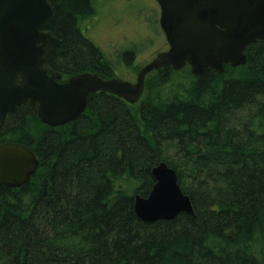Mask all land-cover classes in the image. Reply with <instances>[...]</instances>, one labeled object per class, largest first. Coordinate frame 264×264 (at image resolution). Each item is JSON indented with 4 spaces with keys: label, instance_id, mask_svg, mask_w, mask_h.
<instances>
[{
    "label": "trees",
    "instance_id": "16d2710c",
    "mask_svg": "<svg viewBox=\"0 0 264 264\" xmlns=\"http://www.w3.org/2000/svg\"><path fill=\"white\" fill-rule=\"evenodd\" d=\"M49 2L47 30L66 48L48 64L62 81L119 78L120 66L139 73L135 55L114 60L89 38L99 0ZM246 55L221 75L154 72L136 105L92 94L62 127L27 106L8 114L0 145L28 148L39 166L22 187L0 186V264H264V41ZM161 162L195 220L136 216L134 198L149 195Z\"/></svg>",
    "mask_w": 264,
    "mask_h": 264
},
{
    "label": "water",
    "instance_id": "95a60500",
    "mask_svg": "<svg viewBox=\"0 0 264 264\" xmlns=\"http://www.w3.org/2000/svg\"><path fill=\"white\" fill-rule=\"evenodd\" d=\"M168 50L158 53L137 74L134 83L104 80L82 73L61 82L48 64L65 44L47 30L53 18L49 0H0V128L8 114L27 106L42 124L57 128L79 119L90 95L104 93L138 104L147 77L168 67L200 77L206 69L221 75L225 66L247 63V48L264 41V0H155ZM264 152V146L262 147ZM39 162L28 148L0 145V186L19 188L35 174ZM149 195L134 198V212L144 223L172 221L180 214L196 219L176 172L164 162L153 170Z\"/></svg>",
    "mask_w": 264,
    "mask_h": 264
},
{
    "label": "rangeland",
    "instance_id": "374dc122",
    "mask_svg": "<svg viewBox=\"0 0 264 264\" xmlns=\"http://www.w3.org/2000/svg\"><path fill=\"white\" fill-rule=\"evenodd\" d=\"M97 8L89 38L109 58L115 60L116 55L123 57L129 53L135 55L134 66L142 69L158 53L168 49L155 0H99ZM120 67L119 78L127 77L123 79L134 83L137 73L129 74V70Z\"/></svg>",
    "mask_w": 264,
    "mask_h": 264
},
{
    "label": "flooded vegetation",
    "instance_id": "af4514ba",
    "mask_svg": "<svg viewBox=\"0 0 264 264\" xmlns=\"http://www.w3.org/2000/svg\"><path fill=\"white\" fill-rule=\"evenodd\" d=\"M156 4H157V3H156ZM157 5H158V4H157ZM158 7H159V6H158ZM159 12H161V11H160V7H159ZM116 57H117V55H116ZM60 75H61V74H60ZM111 79H112V78H111ZM62 80H63V78H62V75H61V82H62V83H64V82H67V81H68V80H67V81H62ZM108 80H109V79H108ZM21 187H22V186H21ZM10 189H14V188H10Z\"/></svg>",
    "mask_w": 264,
    "mask_h": 264
}]
</instances>
